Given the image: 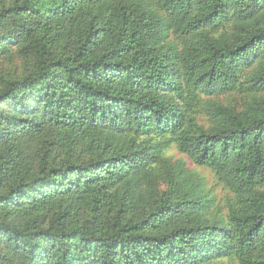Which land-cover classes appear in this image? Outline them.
Masks as SVG:
<instances>
[{
    "label": "trees",
    "instance_id": "trees-1",
    "mask_svg": "<svg viewBox=\"0 0 264 264\" xmlns=\"http://www.w3.org/2000/svg\"><path fill=\"white\" fill-rule=\"evenodd\" d=\"M0 264H264V0H0Z\"/></svg>",
    "mask_w": 264,
    "mask_h": 264
},
{
    "label": "rangeland",
    "instance_id": "rangeland-1",
    "mask_svg": "<svg viewBox=\"0 0 264 264\" xmlns=\"http://www.w3.org/2000/svg\"><path fill=\"white\" fill-rule=\"evenodd\" d=\"M168 155H171L175 159H180L186 162L184 156L178 153L175 148L170 149ZM189 167L192 171H195L205 178V187L210 191V194L215 197V206H218L220 212L223 215H226L225 203L231 195L227 193V191L221 185L218 184L210 170L202 167H194L192 165Z\"/></svg>",
    "mask_w": 264,
    "mask_h": 264
}]
</instances>
